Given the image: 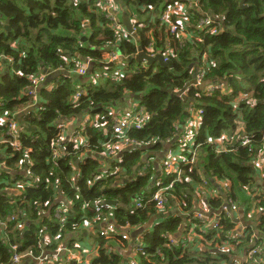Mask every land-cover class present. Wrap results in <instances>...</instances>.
Here are the masks:
<instances>
[{"label": "clouds", "instance_id": "9594fccd", "mask_svg": "<svg viewBox=\"0 0 264 264\" xmlns=\"http://www.w3.org/2000/svg\"><path fill=\"white\" fill-rule=\"evenodd\" d=\"M12 3L0 264H264V0Z\"/></svg>", "mask_w": 264, "mask_h": 264}, {"label": "trees", "instance_id": "16d2710c", "mask_svg": "<svg viewBox=\"0 0 264 264\" xmlns=\"http://www.w3.org/2000/svg\"><path fill=\"white\" fill-rule=\"evenodd\" d=\"M0 11H3L5 13H12L16 12V9L12 3V0H5L4 3H0ZM20 19L19 13L16 14L15 19L10 20L8 24H14L16 20ZM7 30V29H5Z\"/></svg>", "mask_w": 264, "mask_h": 264}, {"label": "water", "instance_id": "95a60500", "mask_svg": "<svg viewBox=\"0 0 264 264\" xmlns=\"http://www.w3.org/2000/svg\"><path fill=\"white\" fill-rule=\"evenodd\" d=\"M7 27H8V25H5V29H7ZM141 55H143V54H141ZM141 57H138L137 59H140ZM149 63H151V60H149ZM53 76H56V75H58L57 73H53L52 74ZM50 79H51V77H49Z\"/></svg>", "mask_w": 264, "mask_h": 264}]
</instances>
